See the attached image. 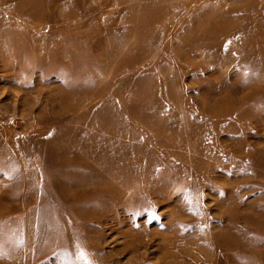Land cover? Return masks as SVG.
Wrapping results in <instances>:
<instances>
[{
	"label": "rangeland",
	"instance_id": "374dc122",
	"mask_svg": "<svg viewBox=\"0 0 264 264\" xmlns=\"http://www.w3.org/2000/svg\"><path fill=\"white\" fill-rule=\"evenodd\" d=\"M264 264V0H0V264Z\"/></svg>",
	"mask_w": 264,
	"mask_h": 264
},
{
	"label": "built area",
	"instance_id": "2783aa9c",
	"mask_svg": "<svg viewBox=\"0 0 264 264\" xmlns=\"http://www.w3.org/2000/svg\"><path fill=\"white\" fill-rule=\"evenodd\" d=\"M202 264H210V263H207V262H203Z\"/></svg>",
	"mask_w": 264,
	"mask_h": 264
}]
</instances>
